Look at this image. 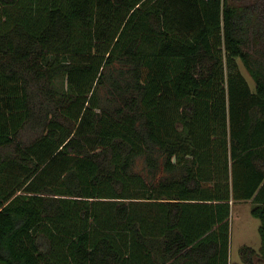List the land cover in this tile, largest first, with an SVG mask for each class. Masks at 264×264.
Returning <instances> with one entry per match:
<instances>
[{"label": "trees", "instance_id": "obj_1", "mask_svg": "<svg viewBox=\"0 0 264 264\" xmlns=\"http://www.w3.org/2000/svg\"><path fill=\"white\" fill-rule=\"evenodd\" d=\"M242 201L264 264V0H0V264H233Z\"/></svg>", "mask_w": 264, "mask_h": 264}, {"label": "rangeland", "instance_id": "obj_2", "mask_svg": "<svg viewBox=\"0 0 264 264\" xmlns=\"http://www.w3.org/2000/svg\"><path fill=\"white\" fill-rule=\"evenodd\" d=\"M252 0H230L236 5H246ZM239 68L249 85L254 88V81L245 70L241 62ZM252 204L249 201L236 202L231 206L230 215V261L233 264H245L240 255L239 248L242 245H248L258 248L260 245V235L258 231L259 219L251 214Z\"/></svg>", "mask_w": 264, "mask_h": 264}]
</instances>
